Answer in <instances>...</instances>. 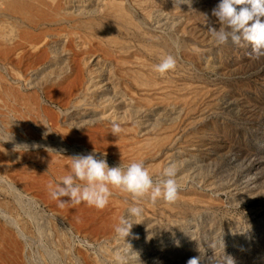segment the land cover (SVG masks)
Segmentation results:
<instances>
[{
	"label": "rangeland",
	"instance_id": "rangeland-1",
	"mask_svg": "<svg viewBox=\"0 0 264 264\" xmlns=\"http://www.w3.org/2000/svg\"><path fill=\"white\" fill-rule=\"evenodd\" d=\"M219 3L0 0V264H264V55L216 45ZM93 152L174 165L179 199L61 207L49 185Z\"/></svg>",
	"mask_w": 264,
	"mask_h": 264
},
{
	"label": "clouds",
	"instance_id": "clouds-1",
	"mask_svg": "<svg viewBox=\"0 0 264 264\" xmlns=\"http://www.w3.org/2000/svg\"><path fill=\"white\" fill-rule=\"evenodd\" d=\"M189 2L174 0L177 6ZM212 14L217 17L220 27H210L208 31L218 47L231 41L236 46L251 45L253 55H264V21L261 19L264 18V0H220ZM175 67V58L168 55L155 65L154 70L164 76ZM120 131L119 125L114 124L113 135ZM69 160L72 174L62 177L60 185H49L51 197L60 200L61 207L86 203L103 210L109 204L113 189L130 194L134 201L148 199L153 204L160 199L169 204L179 199L180 187L175 179L174 165L166 167L162 177L154 180L142 162H132L127 167L123 163L109 167L107 160L98 159L94 152L75 154ZM65 197L69 200L65 201ZM142 214L141 207L130 206L115 228L116 234L126 239ZM187 264H200V260L192 257Z\"/></svg>",
	"mask_w": 264,
	"mask_h": 264
}]
</instances>
